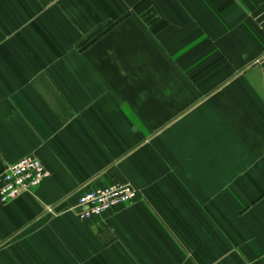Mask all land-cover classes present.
I'll use <instances>...</instances> for the list:
<instances>
[{
	"label": "crops",
	"instance_id": "0c3cea01",
	"mask_svg": "<svg viewBox=\"0 0 264 264\" xmlns=\"http://www.w3.org/2000/svg\"><path fill=\"white\" fill-rule=\"evenodd\" d=\"M0 264H264V0H0ZM139 198L84 220L88 190Z\"/></svg>",
	"mask_w": 264,
	"mask_h": 264
},
{
	"label": "built area",
	"instance_id": "2783aa9c",
	"mask_svg": "<svg viewBox=\"0 0 264 264\" xmlns=\"http://www.w3.org/2000/svg\"><path fill=\"white\" fill-rule=\"evenodd\" d=\"M50 175V169L37 156H24L15 163L7 164L0 172V199L4 202L13 200L37 188ZM138 198L139 191L132 183H113L94 188L79 198L78 215L88 220Z\"/></svg>",
	"mask_w": 264,
	"mask_h": 264
}]
</instances>
